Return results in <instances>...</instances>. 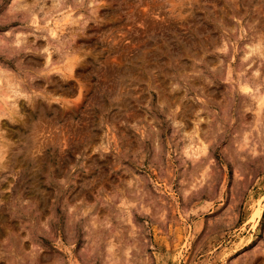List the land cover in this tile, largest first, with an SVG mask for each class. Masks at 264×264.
<instances>
[{
    "label": "rangeland",
    "instance_id": "rangeland-1",
    "mask_svg": "<svg viewBox=\"0 0 264 264\" xmlns=\"http://www.w3.org/2000/svg\"><path fill=\"white\" fill-rule=\"evenodd\" d=\"M1 109L0 264H264V0H0Z\"/></svg>",
    "mask_w": 264,
    "mask_h": 264
},
{
    "label": "bare ground",
    "instance_id": "bare-ground-1",
    "mask_svg": "<svg viewBox=\"0 0 264 264\" xmlns=\"http://www.w3.org/2000/svg\"><path fill=\"white\" fill-rule=\"evenodd\" d=\"M1 108H2V107H1ZM3 109H4V108H3ZM3 112H4V110L1 109V110H0V114L3 113ZM2 128H3V127L0 125V129H2Z\"/></svg>",
    "mask_w": 264,
    "mask_h": 264
}]
</instances>
